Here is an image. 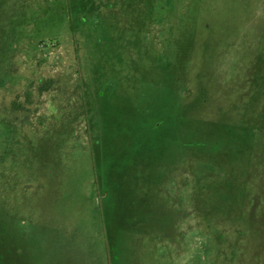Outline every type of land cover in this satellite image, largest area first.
Masks as SVG:
<instances>
[{
  "label": "rangeland",
  "instance_id": "1",
  "mask_svg": "<svg viewBox=\"0 0 264 264\" xmlns=\"http://www.w3.org/2000/svg\"><path fill=\"white\" fill-rule=\"evenodd\" d=\"M0 0V264H264V0Z\"/></svg>",
  "mask_w": 264,
  "mask_h": 264
},
{
  "label": "trees",
  "instance_id": "2",
  "mask_svg": "<svg viewBox=\"0 0 264 264\" xmlns=\"http://www.w3.org/2000/svg\"><path fill=\"white\" fill-rule=\"evenodd\" d=\"M76 5L81 8V12L94 11V0H75Z\"/></svg>",
  "mask_w": 264,
  "mask_h": 264
}]
</instances>
